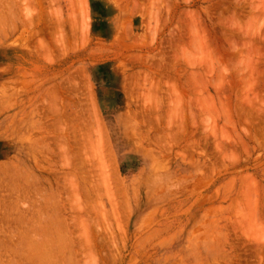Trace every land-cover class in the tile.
Here are the masks:
<instances>
[{
	"label": "rangeland",
	"instance_id": "obj_1",
	"mask_svg": "<svg viewBox=\"0 0 264 264\" xmlns=\"http://www.w3.org/2000/svg\"><path fill=\"white\" fill-rule=\"evenodd\" d=\"M0 264H264V0H0Z\"/></svg>",
	"mask_w": 264,
	"mask_h": 264
},
{
	"label": "bare ground",
	"instance_id": "obj_2",
	"mask_svg": "<svg viewBox=\"0 0 264 264\" xmlns=\"http://www.w3.org/2000/svg\"><path fill=\"white\" fill-rule=\"evenodd\" d=\"M40 2H41V1H40ZM60 28H61V27H60ZM39 32H40V31H39ZM149 91H150V90H149ZM60 124H61V123H60ZM59 132H60V131H59ZM61 132H62V131H61ZM67 148H68V147H67ZM67 148H66V149H67ZM65 151H66V150H65ZM67 151H69V149H68ZM69 152H70V151H69ZM71 153H72V152H71ZM63 155H64V154H63ZM71 155H72V154H71ZM64 159H65V158H64ZM71 163H72V162H71ZM66 175H67V174H66ZM73 179H74V178H73ZM77 186H78V185H77ZM77 191H78V190H77ZM75 192H76V191H75ZM78 194H79V193H78ZM77 199H78V198L76 197L75 200L77 201ZM80 199H81V198H80ZM78 201H79V200H78ZM78 201L76 202L77 204H78ZM76 203H75V204H76ZM77 204H76V205H77ZM80 204H81V203H80ZM82 206L84 207V205H80V207H78V205H77V206H75V207H76V209L79 208L81 211H82V210L84 211V208H83ZM73 207H74V206H73ZM77 207H78V208H77ZM59 209H61V208H60V204L57 205V207H56V210H59ZM76 209H75V210H76ZM81 215H82V214H81ZM80 218H81V217H80ZM80 218H78V219H80ZM87 223H88V222H86L85 225H87ZM83 228H85V229H84V232L88 230V228H87L86 226H84ZM86 229H87V230H86ZM84 232H81V233H84ZM88 232H89V230H88ZM85 233H86V232H85ZM53 234H54V233H53ZM63 237H64V236H62V238H63ZM69 237H70V236H69ZM65 239H66V238H65ZM62 240H63V239H62ZM90 242H91V241H90ZM83 244H84V243H83ZM84 246H85V245H84ZM66 252H67V251H66ZM52 257H53V256H52ZM45 260H46V259H45Z\"/></svg>",
	"mask_w": 264,
	"mask_h": 264
}]
</instances>
